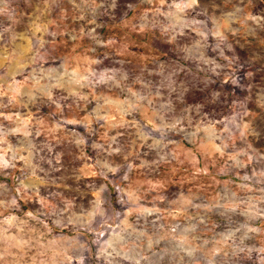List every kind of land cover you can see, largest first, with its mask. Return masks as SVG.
<instances>
[{"label": "clouds", "instance_id": "obj_1", "mask_svg": "<svg viewBox=\"0 0 264 264\" xmlns=\"http://www.w3.org/2000/svg\"><path fill=\"white\" fill-rule=\"evenodd\" d=\"M140 2L148 6L126 4L137 21L116 25L128 42L158 25L203 40H264V0H223L219 18L205 15L202 0ZM0 4V14L11 8V0ZM21 11L29 14L23 5ZM108 32L95 0H65L55 16L30 23L0 21V175L20 172L14 192L0 199V264H264V139L253 122L184 115L171 99L167 113L142 119L149 99L116 71L94 67L111 58L105 50L121 58L119 34ZM233 51L247 56L238 43ZM256 109L264 103L249 112ZM106 127L115 135L100 144L95 133ZM130 138L142 146L135 159L126 151ZM65 142L123 163L98 162L94 174L107 183L85 188L84 169H64L65 151L57 147ZM217 158L245 171L240 184L209 199L195 185L214 184L211 173L196 177L193 170ZM233 175L240 179L239 171Z\"/></svg>", "mask_w": 264, "mask_h": 264}, {"label": "rangeland", "instance_id": "obj_2", "mask_svg": "<svg viewBox=\"0 0 264 264\" xmlns=\"http://www.w3.org/2000/svg\"><path fill=\"white\" fill-rule=\"evenodd\" d=\"M112 2L113 0H95V8L99 17L105 22V27L109 29L106 35L112 30L119 34L115 42L121 45V49H118L121 58L112 56L105 50L103 55L111 58L94 67L98 74L104 70L116 71L118 78L126 77L125 83L128 86L137 89L141 95L149 99L151 105L145 108L142 119L150 116L152 111L167 113L166 101L171 99L176 105L177 112L184 115L191 113L205 120L208 117L218 119L228 116L230 119L234 118L237 124L246 119L251 120L261 139H264V110L256 109L249 112L250 106L264 103V40L229 36L227 41L221 42L211 35L207 40H203L195 33L180 36L165 32L164 28L158 25L154 31L149 30L142 38L128 42L125 33L116 25L121 20L129 18L134 22L137 21L138 13L133 15L128 11L126 4L129 0H116V9L113 12ZM131 2L140 5L138 11L148 6L140 0H131ZM64 3L65 0H47V3L45 0H11V8L0 14V21L9 23L14 21L19 25L21 21L30 23L42 14L47 16L50 11L55 16ZM21 5L28 9V15L21 11ZM202 5L205 15H211L215 11L217 18L220 17L217 6L219 5L220 9L224 8L223 0H202ZM83 6L89 7V5ZM0 7L4 5L0 4ZM209 27H212L211 23ZM156 40L168 45V50H162L163 46H155L158 43ZM237 43L247 52L246 57L233 51ZM97 55L101 54L97 53ZM77 56H79L78 52ZM233 80L236 83H233ZM189 100L193 102L189 104ZM145 103L147 104V100ZM6 111H14V109ZM47 111L45 109V112ZM205 113L208 115L205 116ZM45 119L50 122L51 117ZM114 119L119 120L120 117L116 116ZM92 127L94 128L95 124ZM232 127L235 128V125ZM79 131L83 132L84 129L81 127ZM115 131L108 127L99 129L95 133L98 143L103 144L105 137L115 135ZM235 143L237 147L243 146L240 140H236ZM183 147L184 145H181V148ZM61 150L65 151L63 165L67 172L71 173L74 168L84 169L79 184L85 188L107 183L94 174L95 171H99L98 162L105 166H109L114 160L123 163V157H107L103 152L99 156H94L92 148L86 147L83 151H78L70 148L66 142L57 147V151ZM141 150L142 146L136 144L134 138L127 141L126 151L133 156L132 159H135L134 155ZM259 150L261 155H264V146ZM202 159L200 156L197 157L198 164ZM35 162L40 163L41 167L45 166L39 160ZM252 167L253 165H249L247 169L249 173ZM234 171H239L240 179L233 175ZM244 171L236 170L226 158H217L209 168L205 169L201 166L193 170L196 177H208L211 173L215 183H199L195 188L198 192H206L209 199L215 195L223 196L229 189L241 183ZM132 175L135 177L136 173L133 172ZM19 176V171L13 172L7 179L0 175V183L7 185L6 188L0 189V199L5 198L9 192H14L17 183L15 178ZM109 187L111 188V185ZM43 191L44 189L41 188L42 193ZM141 211L148 210L141 209ZM167 219L165 217V221Z\"/></svg>", "mask_w": 264, "mask_h": 264}]
</instances>
